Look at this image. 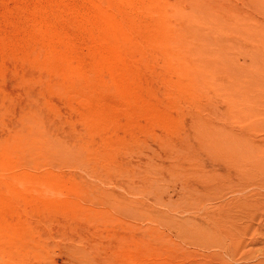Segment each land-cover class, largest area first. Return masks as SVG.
<instances>
[{
    "label": "rangeland",
    "instance_id": "1",
    "mask_svg": "<svg viewBox=\"0 0 264 264\" xmlns=\"http://www.w3.org/2000/svg\"><path fill=\"white\" fill-rule=\"evenodd\" d=\"M0 264H264V0H0Z\"/></svg>",
    "mask_w": 264,
    "mask_h": 264
},
{
    "label": "bare ground",
    "instance_id": "2",
    "mask_svg": "<svg viewBox=\"0 0 264 264\" xmlns=\"http://www.w3.org/2000/svg\"><path fill=\"white\" fill-rule=\"evenodd\" d=\"M185 28H186V26H185ZM186 29H187V28H186ZM188 29H189V28H188ZM188 29H187V30H188ZM180 30H182V28H181ZM189 30H190V29H189ZM189 30H188V31H189ZM184 31H185V30H184ZM188 31H187V33H188ZM189 32H191V30H190ZM193 32H194V31H193ZM193 32H192V33H193ZM185 34H186V33H185ZM188 34H190V33H188ZM186 35H187V34H186ZM190 35H191V34H190ZM261 61H262V60H261ZM252 63H253V61H252ZM251 65H252V64H251ZM258 68H259V67H258ZM258 68H257V69H258ZM242 69H243V68H242ZM254 69H256V68L253 67V70H254ZM230 70H231V69H230ZM239 70H240V69H239ZM239 70H238V72L234 70L233 75H235V72H236V73H239ZM227 71H228V70H227ZM227 71H226V72H227ZM243 71H244V74H246L245 70H243ZM243 71H242V72H243ZM240 72H241V70H240ZM242 72H241V74H242ZM257 72H258V71H257ZM222 73H223V72H222ZM229 73H231V71H229L228 74H227V73L225 74V78H230L231 76H233L232 74L230 75ZM241 74L239 73V76H241ZM244 74H242V76L240 77L241 79L243 78V79H242L243 81H244V79L246 78V77L244 78ZM257 74H258V73H257ZM259 74H260V73H259ZM228 75H229V76H228ZM237 75H238V74H237ZM239 76H238V77H239ZM261 76H262V75H261ZM238 77H236V78H238ZM222 78H223V77H222ZM222 78H221V79H222ZM232 78H233V77H231L230 80H233ZM250 78H251V79L249 80L250 83H251L250 86H252V83L255 82L257 79H256L255 81H253V80H254V79H252L253 77H250ZM218 79H220V78H218ZM260 79H261V78L259 77L257 81L259 82ZM262 79H263V78H262ZM235 80H237V79H235ZM235 80L232 81L231 84H232V85L235 84V85H238V86H239V84H240V80H238V81H235ZM245 80H246V79H245ZM257 81H256V82H257ZM223 82H224V81H223ZM245 84H246V83H245ZM254 84H255V83H254ZM218 85H219V84H218ZM232 85H231V86L229 85V90L232 89ZM235 85H233L234 88H236ZM240 85H241V84H240ZM255 85H256V84H255ZM216 86H217V85H216ZM230 87H231V88H230ZM252 87H253V86H252ZM239 88L241 89L242 87H239ZM220 89H221V88H220ZM250 89H252V88L250 87ZM250 89H249V91H246V90H244V92L241 91L242 93L239 91V93H237L238 96H237V94L235 95V91H236V90H239V89H236V90L233 89V90H235L234 93H233V95H234V96H237V98H238L239 96H240V98H241V97H245V100H246V96H249V97H250L249 92L252 93V90L250 91ZM241 90H242V89H241ZM230 92H233V91H230ZM236 92H237V91H236ZM230 95H231V94H230ZM256 95H257V94H256ZM231 98H232V97H231ZM240 98H239V99H240ZM234 99H235V97H234ZM240 100H241V99H240ZM256 100H257V99H256ZM252 103H253V102H252ZM253 104H254V103H253ZM238 105H239V104H238ZM246 107H247V106H246ZM256 107H257V106H256ZM229 108H230V107H229ZM242 109H244V108H242ZM246 109H247V108H246ZM243 111H244V110H243ZM247 111H248V110H247ZM238 112H240V111L238 110ZM225 132H226V131H225ZM245 132H246V131H245ZM222 135H223V134H222ZM224 135H225V137H228L227 135H229V133H228V134H224ZM244 135H246V134H244ZM242 136H243V134H242ZM223 137H224V136H223ZM225 137H224V138H225ZM229 137H230V136H229ZM229 137H228V138H229ZM243 138H244V136H243ZM243 138H241V139H243ZM225 140L227 141V139H225ZM247 153H248V152H247ZM241 154H242V152H241ZM240 157H241V155H240ZM244 157H245V156L241 157L240 159H241L242 161L246 162V160H245ZM248 157H249V156H248ZM249 160H250V158H249ZM251 160H252V159H251ZM238 161H239V160H238ZM242 161H239V162L241 163ZM254 161H255V160H254ZM254 161H252V162H254ZM244 162H242V163H244ZM247 163H248V162H247ZM237 165H238V163H237ZM242 165H243V164H242ZM242 165H241V166H242ZM252 165H253V164H252ZM242 167H243V166H242ZM244 169H245V166H244ZM247 171H248V170H247ZM251 175H252V174H251ZM253 176H254V175H253ZM254 177H255V176H254ZM256 177H257V175H256ZM256 177H255V178H256ZM243 178H244V177H243ZM255 178H254V179H255ZM250 181H251V180H250Z\"/></svg>",
    "mask_w": 264,
    "mask_h": 264
}]
</instances>
